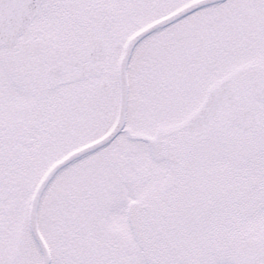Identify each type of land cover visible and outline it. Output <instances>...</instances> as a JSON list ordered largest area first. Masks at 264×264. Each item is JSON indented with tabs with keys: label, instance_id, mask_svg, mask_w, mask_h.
<instances>
[{
	"label": "snow or ice",
	"instance_id": "1",
	"mask_svg": "<svg viewBox=\"0 0 264 264\" xmlns=\"http://www.w3.org/2000/svg\"><path fill=\"white\" fill-rule=\"evenodd\" d=\"M0 264H264V0H0Z\"/></svg>",
	"mask_w": 264,
	"mask_h": 264
}]
</instances>
